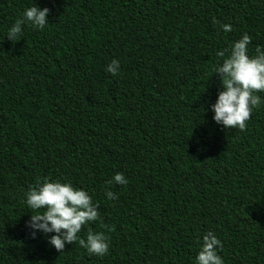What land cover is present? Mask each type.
I'll list each match as a JSON object with an SVG mask.
<instances>
[{
	"label": "trees",
	"instance_id": "obj_1",
	"mask_svg": "<svg viewBox=\"0 0 264 264\" xmlns=\"http://www.w3.org/2000/svg\"><path fill=\"white\" fill-rule=\"evenodd\" d=\"M34 4L46 26L9 41ZM244 33L264 46V0H0V264H194L208 232L224 264H264V92L243 130L210 110L216 52ZM45 178L88 192L77 235L102 233L104 256L30 236L24 193Z\"/></svg>",
	"mask_w": 264,
	"mask_h": 264
},
{
	"label": "clouds",
	"instance_id": "obj_2",
	"mask_svg": "<svg viewBox=\"0 0 264 264\" xmlns=\"http://www.w3.org/2000/svg\"><path fill=\"white\" fill-rule=\"evenodd\" d=\"M49 9L36 4L26 7L8 29L6 38L15 42L22 36V25H30L43 29L48 23ZM215 23V21H214ZM224 32L231 31V25L221 24ZM250 36L247 33L234 41L229 49L217 51L216 56L223 58L215 66V73L221 74L222 90L210 105L212 120L225 129L246 127L253 108L261 103L257 92H264V46L257 45L254 54H249ZM227 52V55H225ZM119 61L113 58L105 71L116 75ZM111 182L126 184L127 180L121 173L112 176ZM108 199H115L112 191L105 193ZM24 204L30 210L25 227L35 239L37 233L47 235V242L57 252L66 244L78 241L90 255L104 256L108 251L107 238L102 233L89 231L86 238L77 234L82 226L97 219V206L92 203L91 196L82 188H75L70 182L49 180L30 186L24 193ZM50 234V235H48ZM221 241L212 232L203 235L199 249L194 257V264H224L218 249Z\"/></svg>",
	"mask_w": 264,
	"mask_h": 264
}]
</instances>
